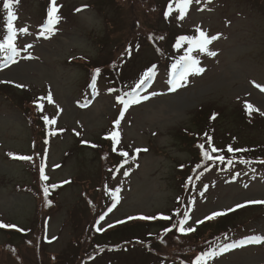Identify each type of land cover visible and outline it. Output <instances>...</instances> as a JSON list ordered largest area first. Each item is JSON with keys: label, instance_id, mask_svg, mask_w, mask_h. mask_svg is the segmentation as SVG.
Returning <instances> with one entry per match:
<instances>
[{"label": "rangeland", "instance_id": "rangeland-1", "mask_svg": "<svg viewBox=\"0 0 264 264\" xmlns=\"http://www.w3.org/2000/svg\"><path fill=\"white\" fill-rule=\"evenodd\" d=\"M57 4L60 20L42 36L50 0H19L14 26L28 29L17 36L20 54L13 63L0 51V222L16 226L0 228V264H154L156 257L127 243L132 232L140 235L146 227L157 232L161 225L175 229L168 222L178 226L185 211L190 216L185 227H197L195 221L237 204L246 205L238 208L242 219L236 224L243 226L223 234L213 250L239 246L208 264H264V204H246L264 200V164L209 166L186 185L195 157L184 138L193 140L200 110L207 117L216 113L211 121L218 129L224 116L240 119L242 111L247 119L248 103L258 110L251 114L256 123L243 122L237 133L243 141L264 145V91L256 87H264V0H192L182 20L174 0ZM6 19L0 0V42L7 35ZM197 29L217 37L206 51L180 40L198 37ZM161 31L180 37L157 42L156 48L142 37L157 39ZM189 55L205 71L174 85L179 74L169 79L172 65ZM94 67L100 72L92 78ZM111 70L129 81L119 84ZM149 70L151 87L128 95ZM120 89L139 103L125 111ZM122 111L117 128L114 121ZM43 116L56 123L46 125ZM113 131L120 134L115 151L108 138ZM21 156L33 163L14 158ZM42 163L47 180L39 175ZM180 164L189 167L181 171ZM113 191L119 195L114 207ZM260 213L263 218L254 219ZM160 215L172 219L127 221ZM117 220L127 222L121 226ZM108 224L119 227L110 231ZM104 242L124 247L92 249Z\"/></svg>", "mask_w": 264, "mask_h": 264}, {"label": "trees", "instance_id": "trees-1", "mask_svg": "<svg viewBox=\"0 0 264 264\" xmlns=\"http://www.w3.org/2000/svg\"><path fill=\"white\" fill-rule=\"evenodd\" d=\"M152 34H148L147 37H144V40L153 44V47L156 48L157 42L160 44L165 41L171 43L175 41L177 38L180 37V34H175L172 39L167 35V33H163V31L159 32L158 38L153 39L151 38ZM146 38V39H145ZM155 41V43L153 42ZM163 50V48H162ZM160 54H163L160 52ZM96 71V67H94L91 71L93 78ZM113 71V70H111ZM118 71V70H117ZM115 72L113 78L120 77L118 76V72ZM92 78H89V82L92 81ZM115 80V79H112ZM119 84L124 85L129 81V78H125L123 74L119 78ZM122 91L121 89L119 90ZM245 111V110H244ZM216 113H210L208 117L205 115L203 111H199L196 115L194 121L195 124V131L191 133L193 140L189 139V135H185L184 138L187 139V143L192 145V150L194 152L193 161L194 165L192 167V172L188 173L186 176V185L189 182L193 181L198 174H201L204 168L209 166L213 161L215 162H263L264 163V145H260L254 142H246L241 139V135L237 132L240 131V127L243 126V122L249 123L253 122L256 123L253 119L252 115H249L248 112L245 111V118L244 114L240 113V119H235L230 117L229 119L224 116L216 122L219 125V128L215 129V123L211 121V117ZM250 121V122H249ZM258 122V121H257ZM214 125V126H213ZM217 130V131H216ZM180 133V132H178ZM207 134V135H205ZM208 137H211V144L208 143ZM204 144V149L202 150L199 145ZM231 145L233 149H247V151H239V152H228V146ZM215 147L219 149L218 152L212 153L213 157L223 156L225 159L220 161L218 159L213 160H205L203 157V151L211 152V148ZM29 163H33L32 160H26ZM214 162V163H215ZM189 167L183 165L184 170H187ZM185 176V177H186ZM262 209V207H261ZM264 209V208H263ZM239 210L233 211L232 213L226 214L222 217L216 218L212 221H206L203 224H200L196 228V231L190 234H182L178 231V228L172 229V232H165V229L168 228L166 226H162L160 230L155 232L150 228H144L142 233L138 235L136 232H132L131 239L126 240L130 246L135 248V245H140L145 253V256H154L157 259H163L166 261H173L176 264H192V260H194L196 253H201L202 251L212 247L216 241L220 238H223V234L228 233V235L233 234L234 230H238L241 226H243V221L241 224H236L239 220L242 219ZM264 212V211H263ZM262 219L263 215L260 213L258 217H254V219ZM170 225H177L176 221H169ZM236 224V225H235ZM121 225V224H120ZM123 223L121 226H124ZM149 226V225H148ZM119 226H114L110 231L116 229ZM195 238L198 241L192 242V239ZM184 239H187L185 242ZM108 240V238H106ZM125 241V242H126ZM128 245V244H127ZM124 247V246H122ZM120 244H107L102 243L101 246L94 245L92 249L97 252V249L102 250L104 252H108L109 250H114L117 248H122ZM172 252H170V248ZM94 255V253L91 255Z\"/></svg>", "mask_w": 264, "mask_h": 264}, {"label": "snow or ice", "instance_id": "snow-or-ice-1", "mask_svg": "<svg viewBox=\"0 0 264 264\" xmlns=\"http://www.w3.org/2000/svg\"><path fill=\"white\" fill-rule=\"evenodd\" d=\"M19 0H3V9L6 10V27H7V35L3 38V41L0 42V51L2 52H6L7 56L6 59L12 61L13 63L16 62L15 57L19 56L20 54V50L18 49V46L16 44V40H17V36L18 33H24L26 34L28 32L27 28H19L17 29L14 26V21L17 19V16L15 15L14 11H13V7L15 4H18ZM174 3L176 5L177 10L179 11L180 15H179V19H183L184 16L187 13L188 7L189 5L192 3V0H174ZM59 9L60 6L57 4V0H50V6L48 8L47 11V21H46V25L43 28V31H41L40 35H44L45 32L47 33H52L54 31V26L59 22L60 20V16L58 15L59 13ZM173 10L172 5L170 4L168 6V11L165 13V16L167 17L168 15L171 14ZM76 11H81V9H76ZM197 31L199 32V36L198 37H181L180 40L181 41H185L187 40L190 44H192L194 47H198L200 48L202 51H206L207 50V45L209 43H211L212 39H216L217 37H208V35L200 30L197 29ZM32 45L29 44L26 46V48H31ZM26 50V49H24ZM209 55H215L216 53L214 52H209ZM30 58V57H29ZM199 62L195 59H193L190 55L189 56H185L182 57L181 60L177 63V64H173L172 65V69H173V73H177L179 72V80L174 82V85H178L179 81H186L189 74H201L203 73L205 70L201 67L198 66ZM100 72L99 69H96V74L98 75ZM151 76V70H149V72L144 74V79L140 81V84H143L145 80L149 79ZM17 87H23V85H16ZM140 85H137V87H139ZM256 87L260 88L261 91H264V87H262L259 84H256ZM38 99H44L43 97L38 98ZM144 99H147V97H144ZM47 100L49 103H52V97H51V93L49 92L48 96H47ZM140 98L139 97H134L132 99L129 100H124L123 98H120V103H122L124 105V110L126 111L127 108L134 103H139ZM246 110L248 111L249 115L252 114L253 111H258L257 109H255L251 104L246 103L245 105ZM38 109H42V105H38ZM123 111L120 113V117L117 118L114 121V125L118 128L121 119L123 118ZM261 115H264V112L261 113ZM213 119L215 118V116L212 117ZM42 119L44 120L46 125H50V124H55L56 121L55 119H49L48 116H43ZM77 135H79V133H77ZM207 135V134H205ZM119 131H113L112 133H110V136L108 138H110L113 142V151L116 150L115 145L119 143ZM83 143H87L86 141H83ZM208 143L211 144V137H208ZM93 147H95V145H93ZM199 147L203 150L204 149V144L199 145ZM228 152H239V151H247V149H233V147L231 145L228 146ZM137 151H140L139 149ZM219 149L212 147L211 148V152L209 151H203V157L205 158V160H213V159H218L220 161H223L225 158L223 156H217V157H213L212 153H216L218 152ZM12 155V154H10ZM120 155L127 157L128 153L127 152H121ZM14 158H18V159H23V160H31V157L28 156H21V157H14ZM127 161L125 160V163ZM230 162V161H229ZM45 165L42 163L40 165L39 168V175L40 178L42 180H47L48 177L45 175ZM127 174V173H125ZM65 183H67V181H65ZM52 188L57 187V185H51ZM44 194H45V198H47L48 194H49V188L47 186L44 187L43 189ZM112 197H113V207L115 206V203H117L119 201V195H118V191H113L111 193ZM48 203L50 204L51 201H48ZM246 204H264V200H250L247 201ZM246 206L245 204H237L235 206V208H229L226 211H214L211 214L205 216L203 219L201 220H197L195 221L196 225H200L205 223L206 221H212L215 220L217 217L220 216H224L226 215L228 212H232L235 211L238 208L244 207ZM109 211H111V208L109 209ZM105 219V215L102 214L99 217V220H104ZM155 220V219H163V220H171L172 218L170 216H164V215H160V216H152V217H146V216H129L127 217V221H131V220ZM190 219L189 213L188 211H185L183 213V218L179 221L178 226L177 225H173V227H178V231L182 234H190L196 231V227L193 226H188L185 227V225L188 224V221ZM127 221L125 220H117L115 223L116 224H123L126 223ZM99 223V222H97ZM114 224H108V227H114ZM11 227H16L15 225H6L3 224L2 222H0V228H11ZM98 232H102L105 229L102 227H97L96 229ZM172 231L171 228H166L165 232H170ZM254 242H260V240L254 241ZM239 245L236 244H232V245H224L221 246L218 250H210V251H205L202 254L196 256L194 264H208L209 260H212L213 258H215L216 256L227 252L228 250H230L233 247H237Z\"/></svg>", "mask_w": 264, "mask_h": 264}]
</instances>
